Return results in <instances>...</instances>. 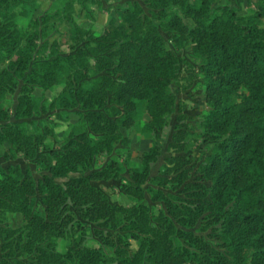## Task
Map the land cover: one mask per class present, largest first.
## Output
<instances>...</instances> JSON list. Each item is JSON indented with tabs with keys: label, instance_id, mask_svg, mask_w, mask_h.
Here are the masks:
<instances>
[{
	"label": "trees",
	"instance_id": "1",
	"mask_svg": "<svg viewBox=\"0 0 264 264\" xmlns=\"http://www.w3.org/2000/svg\"><path fill=\"white\" fill-rule=\"evenodd\" d=\"M80 1L60 0L62 8L35 14L37 0H0V146L23 151L44 171L36 179L28 167L0 165V264H264V0H143L150 15L126 1L99 32L71 20ZM156 21L198 59L208 106L198 128L212 149L198 167L201 181L186 182L189 197L177 203L144 188L146 179L164 184L149 178L154 141L121 184L133 199L125 205L91 181L121 177V162L111 156L128 145L121 128L157 138L169 124L179 61ZM57 85L47 106L33 94ZM17 89L11 109L5 96ZM50 109L72 110L81 123L60 148L39 154L53 131L31 130L26 120L35 123L33 116ZM100 155L111 157L84 174ZM146 191L164 209L151 213ZM15 213L18 227L9 224ZM77 217L96 225L108 251L76 240L56 250ZM202 217L214 226V244L189 229Z\"/></svg>",
	"mask_w": 264,
	"mask_h": 264
},
{
	"label": "rangeland",
	"instance_id": "2",
	"mask_svg": "<svg viewBox=\"0 0 264 264\" xmlns=\"http://www.w3.org/2000/svg\"><path fill=\"white\" fill-rule=\"evenodd\" d=\"M126 1L134 0H81L73 4L71 20L84 28H94L101 31L106 24L108 17L112 14L113 8L117 4H125ZM139 2L144 11L150 15V12L144 6L143 0ZM38 10L35 14L46 13L55 10L56 7L62 8L60 0H37ZM223 4L234 5V0H221ZM239 13L245 12V6L240 5ZM159 32L164 39L173 47L178 56L179 61V77L172 84V91L175 93L176 101L174 111L172 113L169 124L159 133L157 138H149L141 134L137 128H121L124 137L128 139V145L123 147L122 144L117 145V149L111 156L118 158L122 165V173L119 179L109 180H93L91 183L102 188L111 201L122 202L130 205L133 202L132 197L123 191L121 184L124 179H129V169L141 165L143 155L154 141L157 144V158L151 167L149 178L153 176H161L164 178V184L158 185L153 181L146 179L144 188L152 186L153 188L163 191L165 194L174 196L177 203L186 200L189 197L185 190L186 182H200L198 172L199 165L203 162L206 155L211 152L212 142L205 141L201 136L198 128V120L202 113L208 108L205 102L204 90L201 77L198 72V59L189 45H175L168 40V35L163 31L159 21H156ZM64 29V25L60 27ZM62 50L66 52L63 46ZM61 90L60 86H54L48 90H42L34 87L33 94L39 97L46 106ZM18 89L13 94H7L5 100L11 109L16 105ZM59 112V113H58ZM35 123H30L31 119H27L31 130L34 126H38L41 131L45 130V126L52 129L53 134L48 135L44 144L38 147L39 154H45L47 149L60 148L69 137V132L74 125H80L81 116L75 114L72 110L64 111L61 109H50L33 116ZM111 156H96L92 160L91 169L86 170L84 174L92 170L100 169ZM18 164L24 170L28 167L34 178H40L43 174L42 166L34 160L27 159L23 151L12 148L7 144L0 146V165L4 168L10 165ZM75 173L73 175H78ZM65 179L58 178L57 181L63 182ZM143 202L147 204L151 213H158L160 209H164L163 202L151 200L149 193L144 194ZM34 208L38 212L43 213V205L38 196L33 198ZM9 224L12 227H18L22 224L21 214L15 213L10 215ZM95 224L88 222L80 217L69 225L65 236L59 237L56 241V250L64 252L73 241H78L82 245L89 247H101L108 251L106 245L98 238L95 233ZM192 232L204 236V238L215 243L212 237L215 230L214 226L209 224L206 217L200 218L196 224L189 228ZM132 248L134 241H131Z\"/></svg>",
	"mask_w": 264,
	"mask_h": 264
},
{
	"label": "crops",
	"instance_id": "3",
	"mask_svg": "<svg viewBox=\"0 0 264 264\" xmlns=\"http://www.w3.org/2000/svg\"><path fill=\"white\" fill-rule=\"evenodd\" d=\"M253 1H256V0H253ZM243 5L245 6V1H244Z\"/></svg>",
	"mask_w": 264,
	"mask_h": 264
}]
</instances>
